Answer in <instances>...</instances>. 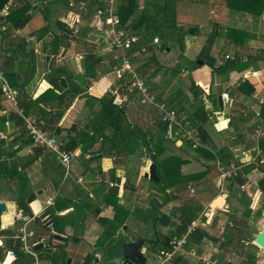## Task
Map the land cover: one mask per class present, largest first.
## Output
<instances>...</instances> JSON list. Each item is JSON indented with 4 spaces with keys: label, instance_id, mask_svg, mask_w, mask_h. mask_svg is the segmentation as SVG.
Instances as JSON below:
<instances>
[{
    "label": "crops",
    "instance_id": "obj_1",
    "mask_svg": "<svg viewBox=\"0 0 264 264\" xmlns=\"http://www.w3.org/2000/svg\"><path fill=\"white\" fill-rule=\"evenodd\" d=\"M26 1H30L34 9L30 10L32 16L23 27H7L8 23L5 20V15L10 8L14 5H21L22 0H10L0 12V68L4 71L11 86L19 92L22 91L30 101H34L49 88L55 89L58 94L65 93L69 86H66L61 78L66 79L74 86L85 88L76 96H72L70 93L66 95V102L62 104L68 103L69 105L55 124V128H60L61 131L55 132V128L52 131V134L62 140L61 142L66 148L70 143H76V147L71 150L76 151L77 154L68 165L64 163L66 172L63 185L53 186L52 173L46 175L42 171V162L39 158L35 163L36 165L41 164L42 175L49 178L48 185L40 187L43 188L41 194L48 193L53 196L50 200H46L47 205L39 212L32 207L35 205L34 200L28 204L36 216L49 205H52L60 213L75 210L77 228L69 224L65 227L63 234L53 236L51 234H54L55 231H48L47 228L42 229L41 227H45V225L41 221L35 220L34 217L23 214L26 220L18 223L17 214L22 211L17 209V204L12 200L15 196L7 198L2 191V186L6 184L5 187L16 189L23 185H17L14 180L12 182L15 185H8L3 178L0 184V200L7 202V210L0 215V229L6 231L4 234H0V247L3 248L0 264H18L16 254L9 243H11V238H20L24 247L23 238L25 237V240L31 245L32 243L28 241L25 233L26 227L31 222H36V236H39L36 245L42 243L44 246L51 236V240L54 239L56 244L64 243L67 255L71 257L68 264H80L85 255L94 251L95 244L104 229L93 215L97 209H101L100 215L102 216L124 218V225L116 233V239L121 234L124 239L128 240L142 236L154 238L155 225L153 221L144 222L140 216L142 214L136 212V209L145 210L152 207L155 199L165 202L163 209L171 211L172 218L178 217L180 208L185 202L201 207L197 215L201 214L202 225L200 228L206 235L198 240V236L194 232L191 233L187 243L173 256L181 255L190 264H212L214 258L223 260L225 264L228 262L235 264L232 258L235 252L234 246L239 243V239L250 240L244 212L250 203L251 219L254 220L257 210H260L259 199L264 196V191L258 187L259 180L264 177V170L254 164H244L253 155L248 136L256 124L264 119V102L260 103L261 99L264 100V2L261 13L256 16L243 10L244 5H248L246 0H139V6L124 24L128 31L137 32L138 29L133 28V25L144 10L161 5L159 17L165 18V3L171 1L178 26L195 28L189 37L185 36L184 55L186 57L184 58H186L187 64L182 68L181 74L190 73L191 78L203 88L205 94L211 91L214 98L218 99V95L223 96V108L219 106L220 109H215L213 101H210L206 106L208 110V120L204 124L208 132L206 145L213 152L218 151L223 145H230L233 156L237 159V164L234 163L230 166L242 165L240 180L236 177L234 179L224 178L216 161H209L203 157L192 158L179 148L183 143L181 139H178L176 145H173L166 138L164 141L166 148L157 157L160 161L167 155L173 156L167 162H163L169 170L166 176L172 182V185L164 192L166 195L164 200L154 182L145 175L151 164L148 149L144 150L140 147L131 152H121L115 149L116 151L108 150L101 154L102 136L98 135L96 142L83 149L84 141L80 132L84 130L90 134L94 132L90 126L86 128V123L89 120L88 116L94 111H98L100 107L99 104L90 106L88 95L101 98L112 93L116 94V101L122 103L127 99L126 94L120 92L123 89L120 82L122 77L111 72L116 52L110 45L109 25L104 22L102 17L96 15L95 10H90L96 6L95 0H88V5L78 7V9L69 7L67 0ZM120 2L121 0H115V9ZM252 2L259 3L255 0ZM257 3L250 4V8L258 7ZM45 25H49V31L41 37L37 31ZM67 26L72 29V32H69L72 35L69 34V39L59 38L57 42L55 37H60ZM237 26L246 27L248 30H245V33L239 32L237 36L228 37V29L230 27L237 28ZM145 27L146 23L144 22L139 30H143ZM213 30L217 32L212 48L215 65L223 64L226 61L222 57L233 58L239 55L242 63L248 65L246 68H231L212 73L208 64H204L203 67L193 66L191 62L193 57L190 52H197V57L208 34ZM103 40L107 43L103 44ZM148 41L150 40L148 39ZM89 50L102 55L103 59L97 64V77H87L86 82H83V79L77 76L84 74V56ZM153 52L156 57L155 62H157L158 47H155ZM224 52L226 53L223 55ZM141 58V55L133 58L137 72L143 67L147 69L149 60L154 61L151 57ZM176 69L173 70L176 71ZM250 71L253 74L249 76ZM143 78L147 79V84L151 85V87L148 86L152 88L154 95L162 93V85H159V82L154 84L149 76ZM220 85H224L223 89ZM189 97L192 98V96ZM18 98L21 100L18 101L20 108H22L20 106L22 102L27 104L26 99L19 93ZM56 102L58 101L51 102L55 105L52 108L45 104H39L38 108L32 106L28 115L37 118L40 124L45 123L46 120L43 117L45 118L46 115L41 109L50 112L52 109L58 108ZM137 103L141 105L142 110L141 108L139 110ZM159 103L161 104V102ZM217 104L219 105V100H217ZM127 105L129 117L138 119L140 116L141 121L145 120L148 123L154 121L157 112L149 111L144 107L145 105L140 103L139 99L129 102ZM146 107L152 106L146 105ZM258 111L262 112L263 116L258 117L256 114ZM10 112L17 113L0 90V116L8 115ZM160 112L159 109L158 113ZM221 114L224 115L223 119L219 118ZM110 129V127L105 129V133H109ZM151 130H153L152 133L160 132L157 127L151 128ZM19 132L17 126L9 121L8 125L4 124L0 128V137L3 136L7 144L16 146L21 141L17 136ZM238 133L245 135V143L244 140L236 139ZM27 147V153L34 148L33 144H29ZM24 150H21L19 154L25 155ZM170 167L173 168V171ZM28 171L29 167L27 173ZM68 180L70 181L68 182ZM29 181L33 187L34 182ZM241 185H245L244 188ZM36 190L33 187V191ZM192 190H194L193 195H191ZM106 194L110 195L105 196ZM115 201L116 203H114ZM17 210L19 211L17 212ZM171 229L170 225L167 227L157 226V230L164 234H167ZM150 230L153 231V235L148 234ZM9 231H14V236H11ZM19 231L24 232L19 233ZM72 236L80 238L76 241V245H71ZM255 237L252 239L253 242ZM47 238L49 239L47 240ZM83 241L89 243V247L84 250L78 246ZM152 245L148 244L143 250L148 256V264H155L154 260L157 257H164L163 261H166V264H174L173 256L166 258L162 252L153 251L150 248ZM39 250H36V253L41 264H49V261L42 257L43 254L41 255ZM148 250L149 253H147ZM46 253L47 251L44 254ZM95 256L100 258L101 255L95 254ZM164 262L161 261L159 264H164Z\"/></svg>",
    "mask_w": 264,
    "mask_h": 264
},
{
    "label": "trees",
    "instance_id": "obj_2",
    "mask_svg": "<svg viewBox=\"0 0 264 264\" xmlns=\"http://www.w3.org/2000/svg\"><path fill=\"white\" fill-rule=\"evenodd\" d=\"M10 0H0V12L2 9L8 4ZM21 5H14L10 8L9 12L5 15V20L8 23L7 27L10 28H20L23 27L31 18V12L30 10L34 6H32L30 1L22 0ZM75 4L72 6L74 9H78L80 7L79 1L80 0H74ZM87 2L88 0H84ZM248 5H244V11H249L250 13L255 14L258 16L261 13L262 6L264 0H255L257 2H252V0H246ZM95 10L97 6H103V2L100 0H95ZM257 3L258 7L251 9L250 4ZM139 6V0H121L120 4L118 5L117 9H115V13L119 16L121 23L124 25L127 23V21L132 16L134 10ZM165 18H160L159 14L162 9L161 5L159 7H155L153 9H146L141 13V17L134 22L133 28L138 29V33L145 36V41L151 40L154 37V34L156 32H159L162 36V45L161 49H165L167 46V43L169 42V39H172L175 37V40L178 41L179 46L181 49H184V37L186 33H189L190 27H182L178 26L177 21L175 19V12L173 9V4L171 1H167L165 3ZM145 8V7H144ZM146 23V27L143 30H139L142 23ZM6 27V28H7ZM49 31V25H45L41 29L37 31V34L39 36H44ZM72 32V29L65 28L64 33L59 37H55V39L58 42L59 38L63 39H69V34ZM240 30L238 28L230 27L227 31L228 37H233L239 35ZM72 35V34H70ZM217 32L213 30L211 33L208 34L205 43L203 44L202 48L199 51V54L197 55L196 59L193 61V65L195 66H202L197 63V59H201L204 61V64H208L211 67V72L214 73L218 70H227L231 68H237V69H244L248 65L246 63H242L239 55L234 56L233 58H227L226 61L223 64L215 65V58L212 56V48L214 45V42L216 40ZM235 38V37H234ZM239 38V37H238ZM240 41V40H239ZM107 43V42H106ZM160 45V44H159ZM158 47V46H157ZM135 49V48H134ZM154 48L149 47V55L148 58L151 57L156 60V57L154 56L153 52ZM103 59V56L100 54H97L93 50H89L84 56V74L78 75L77 77L80 79H83V82H86L87 77L95 78L97 77V64L101 62ZM116 62L117 59H114ZM162 66L159 65L157 67V70H159ZM163 69V67H162ZM144 67L139 69V74L142 77H145V75L148 73ZM179 71V68L174 71L177 73ZM157 72V71H156ZM155 74V72L151 73V75ZM64 84L66 86L68 85V90L64 93L58 94L55 89L49 88L46 91H44L41 95H39L34 101H30L27 99L26 95L23 94L22 91H18L22 97H24L27 101V104L25 105L24 102L20 104V106L24 109V111L28 114L29 109L32 106H36V108L39 107V104H45L49 105L51 108L55 105L51 102L53 100H57L56 102L58 108L52 109V111L48 112L44 109H41L46 117L43 119L46 120L45 123H41V126L43 129L47 130L49 134H52V131L55 128V124L61 118L64 110L68 107V103L62 104L63 102H66V95L72 94V96H76L81 90H85V88H79L78 86H74V84L68 83L66 79L61 78ZM128 79L121 78V85L123 86V89H121L120 92L126 94L127 99L122 102L116 101V94L108 93L105 96L101 98H96L94 96L88 95V101L90 106H94L99 104L100 107L98 111H94L89 115V120L86 123V128L91 127V129L94 131L92 134H90L88 131H82L80 132L82 139L84 141L83 149H86L90 145H92L97 140V135L102 136V143L103 145L100 146L101 154L107 152L108 150H117V151H125V152H131L136 148H143L144 150H147V146H152L153 150L156 153V156H160L165 148L166 145L164 141L166 140V130L168 123L167 121H162L160 116L162 112L158 113L159 108L153 105H150L152 107H148L149 111L156 113V116L154 118V121L152 123L145 122V120L141 121L140 116L138 119L129 117V110H128V103L129 102H135L140 99L137 92L130 91L128 88ZM146 83H147V79ZM150 92L152 93V88H149ZM189 89L191 90V93L193 95V98L196 101V107L193 111H188V108L186 107L187 104L191 101L190 97L182 90L178 89L176 92L168 94L163 96L162 94L156 96V100L158 102L163 103L164 107L167 110H176L177 115L179 118L188 119L190 121L191 126L197 129L198 136L200 137V144H195V141L192 138H188L185 134L184 130L179 125H174L173 130V138H167V141H169L171 144L176 145V141L178 139H181L183 141L182 145L179 146L180 149H182L184 152H186L188 155H190L192 158L199 159L200 157H203L206 160H212L213 162L216 161V158L219 157L222 163L226 164L227 166H230L232 164H237V159L233 156V151L231 150L230 145H223L221 148L218 149L217 153H214L211 149H209L206 145L207 138H208V132L204 126V124L208 120V114L206 110V106L209 104L210 101H213V104H215V109H220L219 105L217 104V98H214V95L211 93L205 94V91L203 88L193 79L190 80V86ZM18 101L20 102V98H18ZM138 105V103H137ZM139 110L142 107L141 105H138ZM144 109V107H143ZM47 112V113H46ZM139 113V112H137ZM183 119V120H184ZM9 120L13 123L14 126H17V128L20 130L18 138L21 139L20 143L18 145L14 144H7V141L3 136L0 137V181H3L4 177H11L14 180V183L17 185H23L21 188L16 187L17 195L12 199L15 201V203L18 206V209L23 212L24 215L29 217H34L35 220L41 221L48 231L54 230V234L51 235L55 236L57 234H63L65 232V227L69 224L73 225L75 228H77V220H76V212L75 210L66 212V213H60L58 212L52 205L47 206L43 211H41L37 216L34 215L32 212L28 202L26 201L27 197L30 195V193L33 191V187L30 184L27 168L30 167L32 164H34L39 158H41L42 162V171L49 175L52 173L51 181L53 186H62L63 179L66 172L65 164L61 161L57 153L49 148L41 147V146H34L33 150L25 155H20L19 152L24 149L29 144H32V138L28 134V131L25 127V122L23 118L18 115L15 112H10L8 115H2L0 116V128L4 126L5 121ZM149 124V125H148ZM152 124V125H150ZM148 125V126H147ZM147 126V127H146ZM111 128L109 133H105V129ZM159 128V133H152L153 130L151 128ZM73 128V127H71ZM149 128V129H148ZM71 130V129H70ZM252 130V129H251ZM60 128H55V132H60ZM254 129L252 130V132ZM245 135L242 133H238L236 136V139L244 140ZM17 138V139H18ZM262 148L264 150V140H262ZM76 147V143L72 142L69 145H67V149H74ZM115 150V151H116ZM173 158V156L167 155L166 157H163L159 161V172L162 181L165 183V186L161 182H154V185L156 189L161 192L162 198L165 200L166 195H164V192H166V189L169 188L172 185V182L170 179L166 176L167 172L169 171L167 169V166L165 167L163 162H167V160ZM261 169L264 170V164L259 165ZM170 169L173 171V168L170 167ZM219 172V171H218ZM241 173L236 177L240 180ZM258 187L264 191V177L261 178L258 182ZM169 194V193H168ZM110 194H106L105 196H109ZM116 199V198H115ZM117 201V200H116ZM116 201L114 203H116ZM155 202H153L152 207H149L145 210H141L140 208L136 209V212L142 214L140 215L144 222H148L149 220L153 221L156 216V210H155ZM201 207L198 205L190 204L188 202H185L179 211L178 217H173L172 221L170 223V226L172 229L167 233H161L158 231L161 240L158 244L152 245L153 251H159L169 252L172 250L171 240L173 237L178 236L180 237L182 234H184L191 221L194 219V217L197 216V213L200 211ZM101 209H97L93 212V215L96 217L97 221L103 226V232L101 236L99 237L98 241L96 242V247H104L107 245H112V242L114 241H121L124 238L122 237V234L120 237L116 239L115 235L118 232V230L124 225V218H118L114 216L113 218H108L105 216L100 215ZM173 214H175L173 212ZM261 211H258L255 215L256 218H258L259 215H261ZM244 216L247 218L252 217V209L250 207V203H248V206L244 212ZM45 217V218H43ZM43 219V220H42ZM1 226V222H0ZM6 231L0 229V234H4ZM198 236V240H201L206 233L199 227L194 232ZM9 234L11 236H14V231H9ZM80 238H77L76 236H72L71 240L77 241ZM11 243H9L11 249L16 254V262L18 264H30L32 262L33 257L27 253L23 247L22 239L20 238H11ZM51 242H48L44 244L42 249L46 248H54L57 247L60 253L56 252H47L46 254H43V258L45 260L49 261V264H66L68 260L67 252L64 248V243L60 244H50ZM251 248H257L259 249V246L255 244L252 241L249 242ZM36 245L35 243H32L31 246L34 247ZM158 246V248H156ZM39 250V251H40ZM3 256V248L0 247V260ZM254 256H256V253L250 252L247 256V259L253 263L255 262ZM97 258L95 256V252L92 251L91 253H88L85 255L83 260L80 262V264H97L96 262ZM174 264H190L189 261L184 259L181 255H175L172 257ZM207 264V263H202ZM227 264V263H226ZM228 264H233L228 262Z\"/></svg>",
    "mask_w": 264,
    "mask_h": 264
},
{
    "label": "built area",
    "instance_id": "obj_3",
    "mask_svg": "<svg viewBox=\"0 0 264 264\" xmlns=\"http://www.w3.org/2000/svg\"><path fill=\"white\" fill-rule=\"evenodd\" d=\"M103 2V6H97L95 12L96 15L102 17L104 22L108 26V36L110 45L115 50L116 54L114 59H117L111 67V72L116 73L119 77L127 78L128 88L130 91H136L139 95L140 103L142 105H153L158 107L162 114L160 116L162 121H167L168 126L165 133L167 138H173L174 125H179L185 132L188 138H192L195 144H200L198 131L193 128L188 119L179 118L176 110H167L163 104H160L156 100V95L150 92L149 86L146 80L140 76L134 67V57L144 56L149 53V47H157L160 44L159 36H154L150 41H145V36L137 33L130 32L121 23L119 16L115 13V0H100ZM142 1V0H140ZM75 4L74 0H70V5ZM80 7H85L87 2L84 0L79 1ZM135 48V49H134ZM0 90L3 96L10 102L14 110L23 118L25 127L28 134L32 138L33 146H41L49 148L57 153L63 163L68 165L72 158L77 154L76 151L67 149L62 142H58L55 134H49L42 128L40 121L24 111L23 108L18 106V91L14 89L9 83L4 71L0 68ZM263 99L260 100L262 104ZM258 117L263 116L262 112H256ZM184 119V120H183ZM9 121H5L8 125ZM248 140L250 142V150L253 152L251 158L244 162L247 165H263L264 164V151L262 148V140H264V119L256 124L254 131L250 133ZM216 165L224 178L234 179L240 172L242 165L227 166L217 157ZM245 185H241L244 188ZM193 191L191 195H193ZM45 218V217H43ZM202 225L201 214L194 217L188 226L187 231L180 237L175 236L171 240L172 250L165 253L166 258L173 256L175 252L181 249L188 241V237L191 233L195 232L197 228ZM24 237V249L29 253L33 260L31 264H41L40 259L36 253L34 247L28 244ZM164 254V252H162ZM212 264H225L220 262L219 258H214Z\"/></svg>",
    "mask_w": 264,
    "mask_h": 264
},
{
    "label": "rangeland",
    "instance_id": "obj_4",
    "mask_svg": "<svg viewBox=\"0 0 264 264\" xmlns=\"http://www.w3.org/2000/svg\"><path fill=\"white\" fill-rule=\"evenodd\" d=\"M67 1H68L69 7H72L70 5V0H67ZM90 10L94 11L95 8L93 7ZM237 28L240 31H242L243 33H245V30H248L246 27L237 26ZM155 34H157V35H155ZM155 34H154V36H159V38H160V45L158 46V52H157L159 58H158L157 62L149 60V63L147 65V67H146L148 73L145 76L146 77H148V76L151 77V80L153 81L154 84L159 82V85H162V90L163 91H162L161 94L164 95V96L168 95V94H171V93H174L178 89H182L188 96H192V103L190 101L189 104H187L189 106H186V107L188 108L189 112L193 111L195 109V107H196V101L193 98L191 90L189 89L191 75H190V73H186L184 75L181 74V72H183L182 68L184 67V65L187 64V60H186V58H184V57H186L184 55V49L180 48L178 41L175 40V37H173L172 39H169V42L167 43V46H166V48L164 50L161 49V45H162L161 43H162L163 36L159 32H156ZM188 34L189 33H186V35H188ZM185 38L186 37H184V39H183L184 42H185ZM104 43H105V40H103V44ZM167 47H169L168 50H166ZM222 49L226 50L224 48H222ZM226 51H228V50H226ZM196 53L197 52H193V51L190 52V54L193 57V59H196ZM225 53L226 52H224L223 55ZM141 57H142L141 59H145L146 57H148V54L144 55V56H141ZM193 59L191 60L192 63L194 61ZM222 59L225 60L227 58L226 57H222ZM197 61H198V59H197ZM201 64H202V67H203L204 66V61H202ZM158 65H161L164 68L162 69V67H161L159 70H157ZM193 66H195V65H193ZM174 68H179V71L177 73H175L174 70H173ZM150 69H152V70H150ZM153 72H155V74L151 75V73H153ZM161 81H163L162 82L163 84L161 83ZM149 86L151 87V85H149ZM220 87L223 89L224 85H220ZM155 95H158V94L155 93ZM144 107L148 108V107H146V105ZM57 140H58V142L62 141L58 137H57ZM245 140H246V138H245ZM245 140H244V143H245ZM248 142H249V140H248ZM249 145H250V142H249ZM24 149L25 150L23 151V153L26 154L28 152V147L27 148L25 147ZM214 153H217V150L214 151ZM28 178H29V180H31V182H34L33 187H34L35 190L39 189L40 187L47 186L48 183H49V178L48 177H44L42 175L41 164L40 163L37 164V165H36V163H34V165H31L29 167ZM69 181L70 180H68V182ZM5 186H7V185L5 184L4 186H2L3 187L2 191L5 193L7 198H13L14 196H16L18 194L16 189H10L9 187H5ZM52 196H53V194L49 195L48 193L39 194L36 197V199H33L34 200V204H35L34 206L32 205L33 209L35 211L39 212V210H41L42 208H44L47 205V201L46 200L47 199L50 200L52 198ZM259 207H260L259 208L260 210H257V211H261V213H262V211L264 212V196H261V198L259 199ZM18 211L19 210H17V212ZM17 219H18V223H21L22 221L26 220L23 217V213L22 212L20 214H17ZM246 220H247L246 221L247 222V229H249L250 240L249 239H248L249 241L247 239H243V240L239 239L238 240L239 243H237L234 246L235 252L232 255L233 262L235 264H264V251L261 248H259V249L251 248L250 244H249V242L252 239H254V237L258 234V232L261 230V228H264V213L259 215L258 218H255L254 220L251 219V218H247ZM17 225H19V224H17ZM41 228L42 229H46V227H41ZM23 232L24 231H19V233H23ZM25 233L27 235L26 237H27L28 241L30 243H35L36 240L39 237L38 235L36 236V222H31L26 227ZM148 234L153 235L154 233H153V231L150 230V231H148ZM48 239L49 238H47V240ZM50 240H51V236H50L49 241ZM72 241L73 240H71V245H76L77 244V242L73 241V243H72ZM50 242H51L50 244H52V243H53V245L56 244L54 239H52ZM79 244L80 245H78V246L82 250H84V249L89 247V243H87L85 241H83L82 243H79ZM56 249H58V248L57 247L46 248V249L40 250V253H41V255L44 254L46 251L47 252H52V253L53 252L60 253ZM250 252L256 253V256H254L255 262H253V263H251L247 259V256H248V254ZM147 253H149V250L147 251ZM68 258H71V257L69 256ZM163 260H164V257H162V258H160V257L158 258L157 257L154 260V263L155 264H159V263H161V261L164 262ZM219 260H220V262L224 263L223 260H221V259H219ZM66 264H68V260H67ZM164 264H166V261L164 262Z\"/></svg>",
    "mask_w": 264,
    "mask_h": 264
},
{
    "label": "water",
    "instance_id": "obj_5",
    "mask_svg": "<svg viewBox=\"0 0 264 264\" xmlns=\"http://www.w3.org/2000/svg\"><path fill=\"white\" fill-rule=\"evenodd\" d=\"M195 28L191 27L189 29L188 37L194 32ZM169 48L167 47L166 50ZM198 64L202 63L201 59H198ZM253 72L250 71L248 75H252ZM219 106L223 108V96L218 95ZM220 119L224 118V115L219 116ZM149 156L151 159V164L149 166L148 171L145 173L147 177L153 182H161V176L158 169L159 160L156 156V153L152 149L151 146L147 147ZM241 162V160H239ZM163 185L165 183L162 181ZM22 186V185H20ZM43 192V188H40L36 191L30 193L27 197L26 201L28 203L32 202L33 199L36 198L38 194ZM165 206V202H159L155 199V210L156 216L153 220L155 225V238H150L146 236L139 237L137 239H123L121 241H114L112 245H107L104 247H96L94 249L95 254L101 255L100 258L96 257L97 264H148V256L143 251L148 244L156 243L160 240V236L157 230V226L167 227L170 225L172 220V212L163 209ZM7 210V202L5 200H0V215L3 214ZM254 243L259 246L264 251V228H262L255 237ZM43 246L42 243L35 245V250H39ZM70 258H68V263L70 262Z\"/></svg>",
    "mask_w": 264,
    "mask_h": 264
},
{
    "label": "flooded vegetation",
    "instance_id": "obj_6",
    "mask_svg": "<svg viewBox=\"0 0 264 264\" xmlns=\"http://www.w3.org/2000/svg\"><path fill=\"white\" fill-rule=\"evenodd\" d=\"M4 180L6 181V183L8 184V185H11V186H13V185H15L12 181H13V179L12 178H10V177H4ZM1 182L2 181H0V184H1ZM155 238V237H154ZM153 238V239H154ZM159 243V241L158 242H156V243H152L153 245H155V244H158Z\"/></svg>",
    "mask_w": 264,
    "mask_h": 264
},
{
    "label": "bare ground",
    "instance_id": "obj_7",
    "mask_svg": "<svg viewBox=\"0 0 264 264\" xmlns=\"http://www.w3.org/2000/svg\"><path fill=\"white\" fill-rule=\"evenodd\" d=\"M263 256V255H262Z\"/></svg>",
    "mask_w": 264,
    "mask_h": 264
}]
</instances>
